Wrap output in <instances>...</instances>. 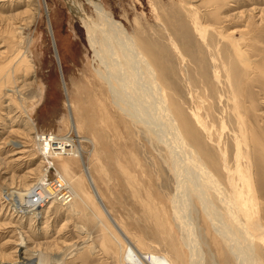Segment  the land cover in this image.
Instances as JSON below:
<instances>
[{"label": "rangeland", "instance_id": "374dc122", "mask_svg": "<svg viewBox=\"0 0 264 264\" xmlns=\"http://www.w3.org/2000/svg\"><path fill=\"white\" fill-rule=\"evenodd\" d=\"M74 1L96 17L88 0ZM99 1L118 27L152 47L158 60L152 70L163 87L158 99L155 89L146 91L137 79L135 91L129 85L130 98L116 83L121 93L109 89L98 73L104 65L70 0H0V261H18L16 251L26 238L31 253L50 257L48 264H118L101 246L105 231L112 230L106 217L102 225L86 213L72 216L70 209L52 205L38 217L18 218L5 205L39 177L43 158L36 134L70 136L73 120L77 136L86 140L76 145L82 146L103 204L132 243L142 242V252L164 255L173 264H264V0ZM26 47L30 64L20 55ZM161 96L171 118L167 107L160 109ZM181 116L199 136L184 131ZM176 122L220 180L206 188L217 195L219 219L212 225L246 223V235H232L226 227L230 247L205 219L211 202L201 186L208 179L178 142ZM57 161L52 164L59 171L63 163ZM83 171L76 159L70 175L60 173L68 182L78 180L92 207L101 210ZM150 199L163 215L162 228L143 204ZM90 244L95 250L87 251Z\"/></svg>", "mask_w": 264, "mask_h": 264}, {"label": "bare ground", "instance_id": "6f19581e", "mask_svg": "<svg viewBox=\"0 0 264 264\" xmlns=\"http://www.w3.org/2000/svg\"><path fill=\"white\" fill-rule=\"evenodd\" d=\"M70 3L72 6V10H73L74 15L78 19H80L81 23L83 24L85 30L87 31V33L90 37L93 50L95 49V52L97 53V57H99V59L102 61V64L104 65L105 69H103V71H102L99 68L98 73L100 74L102 80L106 82L109 89L112 92L113 91L115 92V90H117V92H118L119 89L116 87V85H115V83H116L119 86H121L120 88H122L124 90L123 93L125 92V97L130 98L132 90H131V87H129V85H131L135 91V87H134L135 84L134 83L136 81L135 79H137L141 82L143 81L144 89H146V91H148L147 87L150 90L155 89V95L157 96V99H158V95H161L160 93L162 92L163 87L161 85L160 80L158 78H156V76L154 75V72L152 70L154 64L158 62L157 58L155 56H153V54H152L153 53L152 47L148 44L141 43V40L138 37L133 36V34H130V32L125 33L123 29L118 27L116 22L113 20L112 16L110 15V13L104 8V6L101 4V2L99 0H88V3H87L94 10L96 17L90 16L87 13L84 5H78L74 0H70ZM213 6L214 5H210L209 7H213ZM214 8L216 9V12L219 10L218 9L219 7H217V6H215ZM38 13H40V12H38ZM34 19L35 18L32 17L30 19V21H28V22L25 20L27 23L24 21L25 22L24 26L26 27V29H30L32 27V25L34 24ZM195 20L198 21L197 16L195 17ZM197 25L201 28V31H202L201 34H203V36H204L205 33L207 32L205 30L204 25L202 23H198ZM200 28H199V30H200ZM21 30H23V29H21L20 27L17 28V31L21 32ZM227 37H233V33H231L230 36H227ZM229 41H231V40H228V42ZM173 45L176 46L177 50H180L176 44H173ZM27 46H29V44ZM0 47H2V46H0ZM235 48H236V46H235ZM236 53L238 55L237 58H239L240 57L239 52H236ZM20 55L22 56V59L27 64H30V62H31L30 61V58H31L30 47L29 48L26 47L24 52H22V54H20ZM152 63H153V66H152ZM30 66H32V65H30ZM161 69H162V67H161ZM161 77L163 79V70H162V76ZM216 77H218V73L216 74ZM13 84H15V83H13ZM129 95H130V97H129ZM120 97L123 99L125 98V97H123V95ZM157 99H156V101H157ZM202 99H203V97H202ZM118 101H119V99H118ZM167 103H168L167 100L163 96H161L160 100H158V104L160 106V109H166L165 107H167L168 111L167 110L166 111L169 112V115L171 118L172 111L169 108L170 106L169 107L167 106ZM69 105H70V103H69ZM21 106H23V105H21ZM181 112L179 111V113H180L179 115H183V114H181ZM23 113H25L27 118H28V124L27 125L31 126L30 130H33L32 134H36L37 133L36 125L32 121L31 117H29L27 110L25 109V106L23 107ZM172 118H174V116ZM181 118H182V116H181ZM182 121H184V123L182 122V127L184 128L185 132H187L188 134H195L196 136L197 135L199 136V134H198L199 130L196 127H194L195 125L192 124L193 122L189 123L188 122L189 120L187 121V119L184 120L183 118H182ZM71 122H72L73 131L69 134L70 136L56 137V136L47 135V134L46 135L36 134V137H39V138L37 140L35 137V144L38 147L37 150H38L39 156L41 157V159L43 158L42 170H40L41 172H39V177L37 176V178L35 179V182L37 184H35V182H34L33 185L31 186V188L29 187V189L25 190L26 191L25 194L24 193L18 194L19 195V196L17 195L18 198L16 197L18 200L12 201L11 199H9V201L13 204H9L8 200L5 201V203H8L9 206H11V209H10L11 213L18 218H27L28 216L38 217L39 215L43 214L42 212H45L44 210H47L46 208H48L52 205H55V206H59L62 208L70 209V213L72 216L73 215H75V216L81 215V214L86 213V216L92 217L93 220L95 219L96 221H98V224L99 223L101 224L102 223L101 221L103 220V218L106 217L107 220L109 221V226H110V228H112L113 231L111 229H110V231L108 229H107V231H105L106 236H104V239H102L101 246L104 248V251L106 252V254H111V255L115 254L116 255V259H117L116 261L118 264H173L172 261L164 255H161L158 253L142 252L140 249V246L141 247L143 246L141 241L135 242L137 244V246H136V244L132 243V241H130L129 238L122 231H120V229H118L119 226H117V223L114 221V219L111 218L109 212L107 211L105 205L103 204L102 198L99 195L98 189L96 188V185L94 183L93 178L91 177L90 170L86 166V163L83 161L82 146L79 144L76 145L77 139H79V142L77 141L78 143H83L86 140H82V139H80V137L77 136V133L79 132L78 126L76 125L75 122H73V120H71ZM174 125L175 126L173 129H174V133L175 132L177 133V137H178L177 139L179 140L178 142H180L181 145L187 149V151H188L187 156H189L192 159V160L191 159H189V160H191V162L194 161L198 165V166L197 165L196 166H197V168L199 167L200 172L203 175V177H205L206 180L208 179L207 180L208 183L206 184L203 181L202 186H201V187H203V191H204L203 194L205 195L204 197L208 198V200H210V202H211V203H209L211 206H209L208 208L202 207L206 211L205 212V219H206V221L207 220L209 221V223L211 224V225L210 224L209 225L213 227L214 231L216 232V235L220 237V239L224 242V244H226L227 247H230L229 241H231V240H229V238H228V232H227L228 228L226 229V227H229V230L231 231L232 235L233 234L239 235L242 231H245L247 229L246 223L245 224L240 223V225L239 224L236 225L237 223H235V221L234 222L227 221V223H230V224H228L230 226L225 227L222 225L224 223V221H223V223H221L220 226L218 225V227L212 225L213 219H214V221L219 219V218L215 219L217 217H214L215 210H216V209L214 210V197H216L217 195L216 196L213 195V197H212V195H210V192H208L209 194L207 193L206 188L209 187L208 184L210 182L213 181V182H216L215 184H217V182L220 183V180L216 177L215 174L211 173V171L208 169V167H206L205 163L201 159L198 152L185 139V137L183 136V134L181 132V128L179 126L180 124L178 122H176ZM25 128H27V127H25ZM210 131L211 130L209 128L208 132L210 133ZM75 133H76V135L74 136ZM71 135H73V138L71 137ZM42 138H43V140H41ZM48 138H50V139H48ZM211 138H212V135L210 134V139ZM16 146H19V145H16ZM22 153H24V152L19 151L18 154H22ZM63 157H66V158H63ZM67 157L69 159H67ZM55 159H56V161L58 160L57 161L58 163H63L61 166H59L60 167L59 171L55 170V167L52 164V161ZM76 159L81 160L84 164L83 174H84L85 180L87 181V183L90 187L92 195L95 198V202H97V204L99 205L101 210L98 209V207H97V209H96V207H95V209L92 207V205L90 204L89 195L86 193V191L84 190V187L82 186V184L78 180L74 181V179H71V180L69 179L70 182H68L63 177L64 175L66 177V176L71 174L72 167H73ZM173 159L174 158L172 157V161H173ZM176 169H177V167H176ZM60 171L63 173V176L61 175ZM50 172H51L50 178H52V180L54 179V184L57 183L56 186H59L58 189H55L53 187L54 184L45 185L47 183L46 179H47L48 173H50ZM183 182H184V180H183ZM213 182L211 184H214ZM216 187H218V186H216ZM215 189H216V191L218 190V188H215ZM224 189H226V188H224ZM65 190L66 191L69 190L71 194L67 193L69 195V197L66 196L65 194H63L64 197L60 198V195L62 194L61 191L64 192ZM190 192H191V190H190ZM225 193L226 192H224L223 194L225 195ZM191 195H192V193H191ZM34 196L38 197L37 202L32 201L31 198ZM220 196H223V195H220ZM19 197H21V198H19ZM220 198H222V197H220ZM226 198H228V197H226ZM226 198H223V199H226ZM26 200H27V202H25ZM216 200H218V199H216ZM175 201L173 203H175ZM23 202H25V204H23ZM26 204L31 205V208H29L30 210L28 212L22 213L21 211L25 210ZM143 204H145L147 206V210L149 211L150 216L156 220L155 225L158 228H162L164 225L161 222L162 221L161 216H163V215H162V213L159 212V210L156 207H154L152 200L150 199L147 202H143ZM175 205L173 204L174 207H175ZM225 205H227V204H225ZM35 206H38L37 210H34ZM233 207H234V205H233ZM238 207H240V206H237L235 203V209L236 210L238 209ZM218 210H220V209H218ZM223 211L225 213V210H223ZM219 213L220 212H218V216H221V215L225 216V214H228V213L224 214L223 212H221V215H220ZM237 213H236V215H237ZM239 213H240V211H239ZM240 215H241V213H240ZM235 219L237 220L239 218H237L235 216ZM243 219L244 218H242V220ZM217 223H219V222H217ZM102 225H103V223H102ZM181 228H182V226H181ZM246 232L247 231H245V235H246ZM138 246H139V248H138ZM86 249H87V251L95 250V246L93 244H90L89 246L86 247ZM249 249H251V248H249ZM16 253H17L18 259H19L18 261L15 262V261H11L10 259L8 261L2 260V261H0V264H48L49 260H51L50 257L45 253L44 254H39L36 252L31 253V249L27 246L26 238H25V241H22V244H20ZM259 263H261V262H259Z\"/></svg>", "mask_w": 264, "mask_h": 264}, {"label": "built area", "instance_id": "2783aa9c", "mask_svg": "<svg viewBox=\"0 0 264 264\" xmlns=\"http://www.w3.org/2000/svg\"><path fill=\"white\" fill-rule=\"evenodd\" d=\"M38 138H39V137H36L37 140H38ZM48 139H50V138H48ZM41 140H43V138H42ZM50 175H51V172L48 173V176H47V179H46V180H47V183H46L45 185L54 184V179L52 180V178H50ZM35 184H37V183L35 182ZM56 185H57V183L54 184L53 187H54L55 189H58L59 186H56ZM61 192H62V194L60 195V198L64 197L63 194H65V195L68 196V197H69L68 194H71L69 190H68V191L65 190L64 192H63V191H61ZM67 193H68V194H67ZM8 194H9V193H8ZM31 199H32L33 202H37V201H38V197H37V196H34V197H32ZM25 202H27V200H26ZM25 202H23V204H25ZM2 203H3V202H2ZM8 203H9V204H13V203H11V202L9 201V199H8ZM8 203H5V205H6V208H7L8 210H10V209H11V206H9ZM29 208H31V205L26 204V208H25V210H22L21 212H22V213L28 212V211L30 210ZM37 208H38V206H35V207H34V210H37ZM3 212H4V211H3Z\"/></svg>", "mask_w": 264, "mask_h": 264}]
</instances>
